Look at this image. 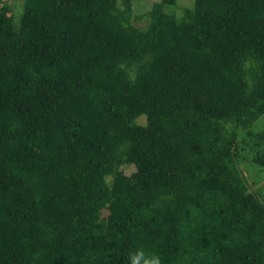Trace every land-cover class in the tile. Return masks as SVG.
<instances>
[{
  "label": "trees",
  "instance_id": "16d2710c",
  "mask_svg": "<svg viewBox=\"0 0 264 264\" xmlns=\"http://www.w3.org/2000/svg\"><path fill=\"white\" fill-rule=\"evenodd\" d=\"M135 1L0 2V264H264V0Z\"/></svg>",
  "mask_w": 264,
  "mask_h": 264
},
{
  "label": "rangeland",
  "instance_id": "374dc122",
  "mask_svg": "<svg viewBox=\"0 0 264 264\" xmlns=\"http://www.w3.org/2000/svg\"><path fill=\"white\" fill-rule=\"evenodd\" d=\"M8 2L13 8V16L14 22L19 23L20 17L24 10L23 0H0V2ZM154 0H136L133 5V17L132 21L139 25L143 26L146 24L148 18L143 15L149 8L150 3ZM194 0H176L174 4L166 5L165 8L169 12L175 13L177 16L182 14V8L184 6H192ZM138 121L144 122V116L138 118ZM264 128V115H261L258 119H256L252 124V130L258 131ZM243 151H241V161L240 167L244 172L247 181L249 183V188L258 193L259 196L264 195V166H260L257 164H251L247 156H250V153L247 156L244 155ZM249 158V157H248ZM244 159V160H243ZM247 159V160H246ZM125 171L129 173L134 169L132 164H128L124 167Z\"/></svg>",
  "mask_w": 264,
  "mask_h": 264
},
{
  "label": "clouds",
  "instance_id": "9594fccd",
  "mask_svg": "<svg viewBox=\"0 0 264 264\" xmlns=\"http://www.w3.org/2000/svg\"><path fill=\"white\" fill-rule=\"evenodd\" d=\"M128 264H162V259L158 254L146 255L143 249H138L130 253Z\"/></svg>",
  "mask_w": 264,
  "mask_h": 264
}]
</instances>
